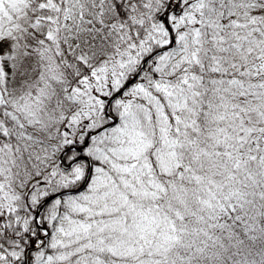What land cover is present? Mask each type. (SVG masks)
<instances>
[{
	"label": "snow or ice",
	"instance_id": "obj_1",
	"mask_svg": "<svg viewBox=\"0 0 264 264\" xmlns=\"http://www.w3.org/2000/svg\"><path fill=\"white\" fill-rule=\"evenodd\" d=\"M0 264H264V0H0Z\"/></svg>",
	"mask_w": 264,
	"mask_h": 264
}]
</instances>
